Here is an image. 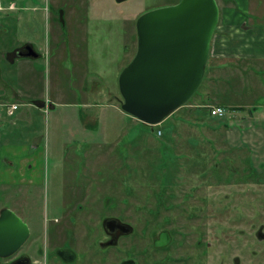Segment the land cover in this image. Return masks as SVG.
<instances>
[{"label": "rangeland", "instance_id": "obj_1", "mask_svg": "<svg viewBox=\"0 0 264 264\" xmlns=\"http://www.w3.org/2000/svg\"><path fill=\"white\" fill-rule=\"evenodd\" d=\"M176 1L0 0V23L6 30L0 50L30 39L43 54L31 70L21 68L20 83L27 89L19 86L16 112L27 108L31 115L16 118V126L11 117L8 127L0 129L2 143L18 147L9 154L14 164L21 155L31 157L26 172L21 164L19 173L25 172V178L34 175L32 185L17 186L24 203L7 197L13 193L10 187L7 194H0V207L26 219L38 240L46 235L45 214H57L65 197L69 204L81 200L91 206L82 213L85 224L76 226L78 235L87 236L91 228L86 223L99 225L108 215L132 226L115 246L96 250L98 264L118 263L130 256L131 246L136 264L159 260L163 251L149 252L146 262L141 250L162 229L171 238L179 235L178 230L203 237L207 230L200 222L216 227L227 220L228 242L235 243L236 229L249 228L256 187L252 181L239 180L255 174L264 163V113L253 111L264 107V61L233 62L215 69L210 56L198 92L154 125L120 107L117 78L136 51L137 17ZM218 2L223 5L227 0ZM259 16L264 19V13ZM0 71L15 75L14 67L1 57ZM27 74L29 78L24 77ZM12 97L7 94L6 99ZM39 100L46 105L40 107ZM214 105L225 106V114L210 115L208 109ZM33 136L38 148L30 151L25 146ZM260 168L264 173V164ZM14 176H20L16 165L8 169L0 161V181ZM78 181L81 184H72ZM86 190L93 193L91 198L83 196ZM224 194L230 197L225 199ZM238 200L245 201L239 224L234 208ZM215 227L207 234L214 241ZM99 238H105L102 228ZM85 246V241L75 245L78 251ZM168 251L173 252L172 245Z\"/></svg>", "mask_w": 264, "mask_h": 264}, {"label": "water", "instance_id": "obj_2", "mask_svg": "<svg viewBox=\"0 0 264 264\" xmlns=\"http://www.w3.org/2000/svg\"><path fill=\"white\" fill-rule=\"evenodd\" d=\"M218 18L216 0H178L139 15L135 54L117 78L121 109L154 125L184 105L202 81ZM26 49L27 56H37L30 45ZM113 220L106 219L104 226L111 227ZM27 235L26 223L3 208L0 256L13 252Z\"/></svg>", "mask_w": 264, "mask_h": 264}, {"label": "flooded vegetation", "instance_id": "obj_3", "mask_svg": "<svg viewBox=\"0 0 264 264\" xmlns=\"http://www.w3.org/2000/svg\"><path fill=\"white\" fill-rule=\"evenodd\" d=\"M261 164L264 163H260V166ZM217 165L215 163V166ZM260 166L256 167L257 171L255 170V174L251 173L249 178L239 180L252 181L256 188L254 189V197L251 203L253 220L249 221V228L247 230L243 227L236 229L235 243L228 242L227 232L229 223L227 220L221 221L216 227L212 225V222L205 220L200 222V225L207 230L203 237L195 236V232L182 235L178 230L177 233L179 235L171 238L169 232L165 229L160 230L156 235L153 234L149 244L143 246L141 250L146 258L145 261H150L148 259L149 252L158 250L163 251L158 257L159 260L150 261V264H165V262H167L166 264H264V173L259 172ZM32 183L33 181L23 178L22 183L16 182V191L12 189L13 193L7 194L8 192L2 190V182L0 181V194L2 195V192L3 195L7 194V197L13 199V202L16 200L20 205L22 202L24 203L21 199L24 196L19 195L18 192L20 191L17 189V186L20 188L21 184L32 185ZM72 184L77 185L81 183L78 181L77 183L72 182ZM83 196L91 198L93 193L89 194L88 190H86ZM229 197L230 194H224L225 199ZM76 201L73 204H69L68 198H61L57 206V214H51L50 216L48 213L45 214L46 216L43 221L46 235L42 240H38L39 236L35 237L32 235L34 231H32L30 224L26 222L27 220L16 214L26 223L28 235L13 252L6 256H0V264H98L100 259L95 255L96 250L99 251L101 248L108 249L115 246L122 234L132 232L133 229L130 224L119 221L116 216L108 215L101 220L99 225L94 222L89 226V223H86L91 228V231L87 232V236L78 235L75 232L76 226L77 224H85L82 221V213L85 211L89 212L91 206L83 205L81 200L75 203ZM96 201H91L92 205ZM241 201L238 200L237 205H234V208L237 207V209L235 208L237 211L235 217L238 224L243 223L242 219L244 220L243 209L245 201ZM3 208L5 207H0V212ZM92 208L94 210L95 205ZM106 219H114L111 227L108 226L106 228L104 226ZM121 223H124L125 226H122L123 224ZM212 227H215V230H218V232L220 231L219 233L216 231L219 236L216 234L215 241L214 237L209 235L208 238L207 235L211 234ZM101 228L105 233V238L103 239L99 238ZM124 230L125 233L123 232ZM96 234L98 237H93ZM90 239L92 240L90 241ZM84 241L86 244L85 248H82V251H78L75 245L77 243H84ZM170 245H172L173 252L168 251ZM133 248L131 246L130 256L115 264H136L135 259L132 257ZM232 250L235 252L232 253Z\"/></svg>", "mask_w": 264, "mask_h": 264}, {"label": "crops", "instance_id": "obj_4", "mask_svg": "<svg viewBox=\"0 0 264 264\" xmlns=\"http://www.w3.org/2000/svg\"><path fill=\"white\" fill-rule=\"evenodd\" d=\"M234 1L235 2L233 4L230 2V0H227V2L223 3L222 5L217 0L220 20L218 19L219 22L217 23L215 29L221 33L218 34V32H215L214 30L209 51V57H212L213 67L215 69L225 66L230 67V65H233V62L245 63L246 61H257L261 63L264 61V19L259 16L261 13L262 15L264 13V0H257L255 3H252L251 0ZM3 27L4 25L0 23V37L6 31ZM28 45L33 48V50L37 53V56H27L24 54L27 51L26 47ZM0 57L1 61L5 60L7 64L13 66L15 71V75H13V72L12 74L4 75L0 71V103L9 104L12 102H18L20 104L19 100L21 99L19 98H21V96L19 94H21V90L19 86L22 85L20 83V76H22L21 68L24 67L25 69L31 70V67L35 66L36 64L34 61H36L38 58H43V54H39L31 40L27 39L25 43H18L16 40L10 46L2 48L0 50ZM245 68L247 69V67ZM24 77L29 78L30 75L27 74L24 75ZM210 79L214 78L210 77ZM7 80L10 83L6 82ZM22 87L27 89V86L22 85ZM7 94H11V96L14 97V100L11 99V101H8L6 99ZM39 101L40 102L38 104L40 107H44L46 105L45 102H42L41 100ZM82 105L86 106L87 104L84 103ZM19 107L12 115H7L5 112H3L2 117L0 118L1 130H4L6 127H8L9 119L11 117H13V126H16V118L31 115L27 108L16 112ZM253 111L257 114H260L259 111H263L264 113V107H262V110L255 107ZM31 138L32 139L30 143L26 144L25 147L27 149L29 148L30 151H33L38 147L34 142L32 143L34 136ZM16 148H18L16 147V144L4 145L0 138V161H2L3 164H6L8 169L9 166L15 168L16 165V173L20 174L18 178L14 176V180L7 179V181H1V188L4 191L10 187L16 191V180H23V178H25L24 176L26 174L25 172L27 169V164L31 161L30 156L21 155V157L16 159V164H14L9 158V154ZM21 164L25 166V168L22 169V171H25L23 173H19L22 172L20 170ZM14 173L15 172L13 171V174ZM33 176L34 175H28L25 179L31 181Z\"/></svg>", "mask_w": 264, "mask_h": 264}, {"label": "built area", "instance_id": "obj_5", "mask_svg": "<svg viewBox=\"0 0 264 264\" xmlns=\"http://www.w3.org/2000/svg\"><path fill=\"white\" fill-rule=\"evenodd\" d=\"M1 10V8H0ZM19 107V103L12 102L9 104L0 103V118L2 117L3 112L7 115H12L14 111ZM210 114L212 116H223L225 114V108L222 106H210Z\"/></svg>", "mask_w": 264, "mask_h": 264}, {"label": "trees", "instance_id": "obj_6", "mask_svg": "<svg viewBox=\"0 0 264 264\" xmlns=\"http://www.w3.org/2000/svg\"><path fill=\"white\" fill-rule=\"evenodd\" d=\"M177 1H178V0H177ZM177 1H176V2H177ZM206 65H207V64H206ZM205 74H206V66H205V71H204V75H203L202 81H203V79H204ZM202 81H201V83H202ZM201 83H200V85H201ZM200 85H199V87H200ZM199 87H198V89H199ZM198 89H197L196 92L192 95V97L198 92ZM192 97H191V98H192ZM191 98H190V99H191ZM190 99H189V100H190ZM189 100H188V101H189ZM188 101H187V102H188ZM224 107H225V106H224ZM208 112H210L209 109H208ZM214 166H215V164H214Z\"/></svg>", "mask_w": 264, "mask_h": 264}]
</instances>
